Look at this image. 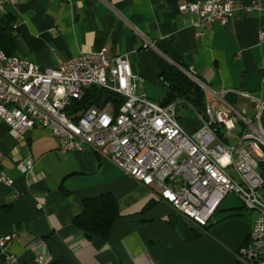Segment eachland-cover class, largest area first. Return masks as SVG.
Masks as SVG:
<instances>
[{
  "label": "crops",
  "instance_id": "obj_1",
  "mask_svg": "<svg viewBox=\"0 0 264 264\" xmlns=\"http://www.w3.org/2000/svg\"><path fill=\"white\" fill-rule=\"evenodd\" d=\"M191 1L206 0H17L0 18H13L12 54L42 67L104 48L110 56L126 55L137 92L162 103L168 87L160 73L183 64L189 76L228 91L227 100L251 116L252 101L237 92L264 99V9L238 0L225 23L196 25L186 12ZM186 106L178 105V118L194 131L201 122L195 112L192 119L180 113ZM240 131L236 123L218 135L234 143ZM0 152V173L10 180L0 182V234H14L0 244V264H249L237 259V250L257 212L234 194L201 227L162 201L157 188L97 152H58L45 128L20 138L0 122ZM27 152L34 165L23 173L18 162ZM105 194L115 199L118 217L107 235L89 237L74 218L85 199Z\"/></svg>",
  "mask_w": 264,
  "mask_h": 264
},
{
  "label": "built area",
  "instance_id": "obj_2",
  "mask_svg": "<svg viewBox=\"0 0 264 264\" xmlns=\"http://www.w3.org/2000/svg\"><path fill=\"white\" fill-rule=\"evenodd\" d=\"M16 1L0 0V10ZM237 2L191 1L186 12L195 16L196 25L225 23ZM248 8L262 10L264 0H251ZM190 77L203 91L202 112L184 100L162 104L138 93L127 56H110L104 48L59 58L47 67L0 50V122L20 138L28 129H47L58 152H97L123 174L157 188L162 201L201 227L228 194L236 195L243 208L257 212L237 259L264 264V99L237 92L253 103L247 117L227 100L228 91ZM85 98L93 101L88 107H82ZM179 104L194 110L198 129L183 127ZM236 123L241 124L236 142L224 141L218 129ZM33 165L29 152L18 162L23 173ZM9 181L1 172L0 182ZM13 237L0 234V244Z\"/></svg>",
  "mask_w": 264,
  "mask_h": 264
},
{
  "label": "trees",
  "instance_id": "obj_3",
  "mask_svg": "<svg viewBox=\"0 0 264 264\" xmlns=\"http://www.w3.org/2000/svg\"><path fill=\"white\" fill-rule=\"evenodd\" d=\"M12 26L13 18L9 14H4L0 18V50L6 54H12L14 49L9 34ZM185 71H187L185 65L172 64L160 73V80L168 87V92L162 104L184 100L189 102L197 112H202L204 108L203 91ZM89 91L91 94L96 92L94 89H89ZM92 103V100L85 98L82 107H88ZM117 217L115 199L111 195L105 194L85 199L83 210L74 218V222L89 237L95 234L105 236Z\"/></svg>",
  "mask_w": 264,
  "mask_h": 264
},
{
  "label": "rangeland",
  "instance_id": "obj_4",
  "mask_svg": "<svg viewBox=\"0 0 264 264\" xmlns=\"http://www.w3.org/2000/svg\"><path fill=\"white\" fill-rule=\"evenodd\" d=\"M182 112L188 117V119H192L195 116L194 110L190 106H186L185 110L184 111L181 110L180 113H182Z\"/></svg>",
  "mask_w": 264,
  "mask_h": 264
}]
</instances>
